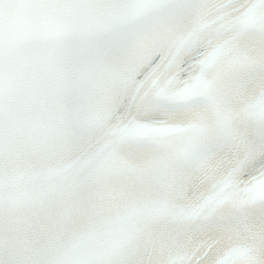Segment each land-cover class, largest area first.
<instances>
[{"label":"snow or ice","instance_id":"obj_1","mask_svg":"<svg viewBox=\"0 0 264 264\" xmlns=\"http://www.w3.org/2000/svg\"><path fill=\"white\" fill-rule=\"evenodd\" d=\"M0 264H264V0H0Z\"/></svg>","mask_w":264,"mask_h":264}]
</instances>
